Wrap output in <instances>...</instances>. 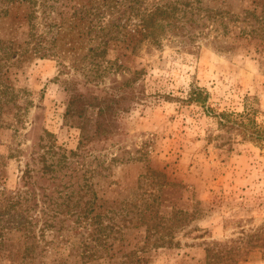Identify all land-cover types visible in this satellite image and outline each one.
Listing matches in <instances>:
<instances>
[{"label": "rangeland", "instance_id": "1", "mask_svg": "<svg viewBox=\"0 0 264 264\" xmlns=\"http://www.w3.org/2000/svg\"><path fill=\"white\" fill-rule=\"evenodd\" d=\"M221 111L264 126V0H0V264H264V143Z\"/></svg>", "mask_w": 264, "mask_h": 264}, {"label": "trees", "instance_id": "2", "mask_svg": "<svg viewBox=\"0 0 264 264\" xmlns=\"http://www.w3.org/2000/svg\"><path fill=\"white\" fill-rule=\"evenodd\" d=\"M131 2H138L139 0H125ZM175 6L165 5L163 7H156V9H149L147 11H143L140 6H130L125 9V12L128 14L135 15L139 17L140 33L142 37L147 39H155L159 32L165 31L169 26H171V22L165 19H161L155 16V13L159 11V13H164L165 16H169ZM177 9V8H176ZM208 94L204 91L203 88L198 86H193L188 91V95L186 100L189 102H196L205 104L207 100ZM118 103L117 100L109 99L103 101H88L85 97L79 95L74 97L69 104L67 109L68 113H73L80 108L79 116H83L85 114L86 108L92 106H98V112L95 120V129L93 131L94 135H102L110 132L111 126V109H113ZM218 114V124L219 126L227 132L237 131L236 133L243 135L245 138H249L256 142L264 143V126H260L254 117H251L249 113H234L229 111H221ZM82 138H88L90 132L85 130L82 131ZM150 226L147 227V231L150 230ZM213 250L211 249V253ZM211 259L216 257V254H211Z\"/></svg>", "mask_w": 264, "mask_h": 264}]
</instances>
